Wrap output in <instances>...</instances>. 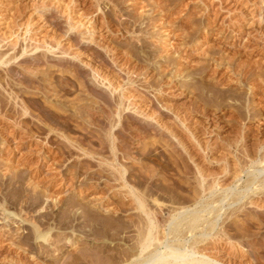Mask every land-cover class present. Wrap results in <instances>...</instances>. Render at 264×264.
<instances>
[{
	"label": "rangeland",
	"instance_id": "rangeland-1",
	"mask_svg": "<svg viewBox=\"0 0 264 264\" xmlns=\"http://www.w3.org/2000/svg\"><path fill=\"white\" fill-rule=\"evenodd\" d=\"M62 1L0 0V52L12 59L0 65V264H113L135 247L142 218L127 183L163 220L171 202L196 198L177 221L192 209L220 215L215 231L206 224L187 243L225 228L234 248L208 241L205 254L264 262V191L246 190L264 179V0ZM205 81L227 93L224 103L200 98ZM161 125L186 147L189 170L164 149ZM132 126L146 128L147 142ZM201 175L216 187L200 199ZM236 232L255 236L258 252Z\"/></svg>",
	"mask_w": 264,
	"mask_h": 264
},
{
	"label": "bare ground",
	"instance_id": "bare-ground-1",
	"mask_svg": "<svg viewBox=\"0 0 264 264\" xmlns=\"http://www.w3.org/2000/svg\"><path fill=\"white\" fill-rule=\"evenodd\" d=\"M57 5H59V7L61 6L62 4V0H57ZM56 5V6H57ZM76 6L75 7H71V9H75L76 7H79V5L76 3L75 4ZM58 7V8H59ZM69 9V10H71ZM69 10H67L69 12ZM66 11H63L62 12V15H65L66 13H68ZM44 16V15H43ZM42 16V17H43ZM69 16V19L68 20H71L72 21V18H73V14L70 13ZM46 17V16H45ZM83 25L81 23H75L72 27L73 29H79L81 28ZM89 28V27H88ZM93 28V27H91ZM91 30V29H90ZM29 32V31H27ZM1 48V47H0ZM17 46L16 45H12V50H16ZM39 48H36L34 49L33 51H38ZM46 53L43 54L44 57L47 56V53H53V51H51L50 48L46 49ZM26 53H28L27 49H23V52H22V56L25 55ZM8 58V59H6ZM38 60V59H37ZM12 59H10L9 57H7V53H1L0 52V65H7L9 62H11ZM223 64V63H222ZM183 66V65H182ZM186 67V66H185ZM188 68V67H187ZM26 69V68H25ZM27 71H28V68H27ZM30 72V70L28 71ZM182 74V73H181ZM97 76V74H96ZM244 76V75H243ZM243 79V78H242ZM106 80V79H105ZM240 81V80H239ZM251 81V80H250ZM259 81V80H258ZM107 82V80H106ZM243 82V80H242ZM109 83V82H108ZM241 84V83H240ZM110 88H112V84L110 83L109 84ZM203 86V92L205 90L207 91H214V92H211L212 95L209 96L205 93H203L202 91L200 92V98H204L203 100L205 99H221V101H224L228 98L227 97V93L225 91H222L221 89H217V87L214 86V84H212L211 82H203L202 84ZM253 90V89H251ZM231 92V91H230ZM239 92V91H238ZM237 92V93H238ZM199 93V91H198ZM236 93V94H237ZM196 94V93H195ZM237 97V96H236ZM202 100V99H200ZM199 101V99H198ZM211 101V100H210ZM203 102V101H202ZM206 102V101H205ZM207 103V102H206ZM223 103H221L223 105ZM206 105V104H205ZM203 106V105H202ZM243 107H244V104H243ZM206 108V107H205ZM225 108H227L225 106ZM230 108V107H229ZM137 109V108H136ZM244 109V108H242ZM230 111V110H229ZM239 111V110H238ZM249 112V111H248ZM109 113V112H108ZM238 113H246V112H238ZM251 113V111L249 112ZM140 114V113H139ZM104 115L107 116L108 118L111 117V113L110 114H107V112H104ZM165 115V114H164ZM238 115V114H237ZM243 115V114H242ZM246 115V114H245ZM166 116V115H165ZM244 116V115H243ZM169 117V116H168ZM171 117V116H170ZM179 117V116H178ZM177 117V118H178ZM236 117V116H235ZM238 117V116H237ZM151 118V117H149ZM216 119V118H215ZM236 119V118H235ZM238 119V118H237ZM240 119H243V117H241ZM244 120V119H243ZM181 121V120H180ZM214 121V119H213ZM233 121V120H232ZM233 123V122H231ZM215 124V122H214ZM213 125V124H212ZM236 125V124H235ZM159 126V124H158ZM162 126V125H161ZM163 130L165 131V134L163 136V138L165 137V144H167L168 146L167 147H171V149L168 150V148L166 149L164 147V149L166 151H168L172 156L174 157H177L176 155L179 154L182 156L181 154V147L183 146V148H186L184 147V144L182 143H179L177 144V142H181V141H176L177 140V135L174 133V131L170 130V128L168 126H162ZM176 127V126H175ZM144 128V127H143ZM140 129L137 128V127H134L132 126V137L135 139V140H138L140 141V144H144V142H147L146 141V128H145V131H143L144 129ZM143 131V133L140 132ZM176 130V129H175ZM148 131V130H147ZM208 131V130H207ZM211 131V130H210ZM236 131V130H235ZM167 132V133H166ZM131 134V133H130ZM170 134V135H168ZM144 135V136H143ZM193 135V134H192ZM195 135V134H194ZM241 135V134H240ZM161 136V135H160ZM170 136V137H169ZM171 138V139H169ZM169 139V140H168ZM175 139V140H174ZM246 140V138H244ZM243 139V140H244ZM239 138L238 140H235V142L232 144H230V146L233 147H236V145L239 143ZM167 142V143H166ZM254 144V143H253ZM228 145V144H227ZM239 145V144H238ZM163 146V145H162ZM202 146V145H201ZM255 146V145H254ZM264 146V144H263ZM193 147V146H192ZM193 149V148H192ZM245 150V149H244ZM204 151V150H203ZM187 152V151H186ZM248 153V151H246ZM169 154V155H170ZM185 154V153H183ZM170 155V156H171ZM180 156V157H181ZM254 156V155H253ZM184 156H182L183 158ZM198 157V156H197ZM247 157L250 158L251 160V163L253 164H257V159H256V156L255 157H252V154L249 153V155H247ZM192 158V157H191ZM248 158V159H249ZM186 165L188 166V170L189 168H191V165L189 163V161L185 158H183ZM196 159V158H195ZM240 159V158H238ZM239 163L237 164L239 167L241 166V161L238 160ZM178 161V160H177ZM182 161V159H181ZM193 161V160H192ZM261 161V160H260ZM179 162V161H178ZM184 163V164H185ZM180 164V163H179ZM183 164V165H184ZM196 164V163H195ZM247 164V163H246ZM259 164H264V158L262 159V161L259 163ZM235 165V164H234ZM248 165V164H247ZM181 166V165H180ZM235 167V166H234ZM242 167V166H241ZM185 169V168H184ZM242 169V168H241ZM203 170V169H202ZM240 170V169H239ZM191 172V171H190ZM200 172V171H199ZM202 172V171H201ZM231 172V171H230ZM241 172H243V169L241 170ZM118 173V172H117ZM228 170H227V172ZM201 174V173H200ZM234 175V174H233ZM196 176V175H195ZM227 176V175H226ZM235 176V175H234ZM192 177V176H191ZM233 177V176H232ZM198 178V176H197ZM123 180H125L124 178H122ZM237 181H240L241 180V177H237L236 179ZM128 181V180H127ZM215 181V180H214ZM129 182V181H128ZM206 180L204 178V175H201V178H198V181H196V183L198 184V187H200V191H198L197 195L198 196H201L199 197L200 199L202 197H204L205 193L209 192V191H212L214 190V188L216 187V185L214 186H210V185H206L205 184ZM131 183V182H130ZM213 183V182H211ZM215 184V183H214ZM218 185V183H217ZM209 186V187H208ZM220 186V185H219ZM218 186V187H219ZM125 187H129V190H128V195L129 197L133 198V203H135V206L134 207L136 210L139 209L141 211V217L140 218L141 220H139V224H137L138 226L134 225L137 227V236L135 237L134 240H136L135 242V247L132 248V247H129L127 249H124V251L121 253V251L119 250V255L115 256V257H112L113 259L111 261H113L112 263L113 264H124L125 262L128 264L129 262H131V264H232L230 261L228 262L227 260L225 259H217V258H212L210 255H207L203 252V248H202V245L203 243L207 242V243H211V245H217V243H226L227 245H230V247L232 246L234 248V244H233V235L231 237V235L228 233L229 231L225 228L224 230H221V231H217L216 233H214L213 235L212 234H202V236L200 238H195V240L193 242H191L190 244L187 243V240L190 236H194L196 235L197 233H200V229L201 227L204 228V226L206 224L210 225L211 226V230L210 231H215L216 230V227H217V223L219 221V218H220V215L216 217H214L215 215H213L212 217H214L213 219L211 220H208L206 218L205 219V214L203 213L204 210H193L190 212L189 215L187 216H184V217H181V218H178V221L176 220V215L177 216H181L183 214H185L187 211L189 212L190 209H191V206L192 204H195V203H198L199 202V199H195V201H193L194 203H191L190 205L187 203V200L186 202L182 203L181 205L176 203V202H171V205H173V207H168L169 211H168V218H170L169 216H172L171 217V220H169L168 218L167 219H164L167 221V223L170 221V225H169V233H167V229L161 227L162 224H160V221L159 220H163V215L162 217H160L157 212L155 211L156 209L155 208H150V203H149V200H147L146 198V195L137 191L136 188L137 187H134V186H131V184H126ZM229 189H231V187H229ZM228 189V190H229ZM246 190H250V195L249 196H253V195H256V194H259L258 192H263L264 191V179L263 180H259L258 178H256V176H254V179L249 181L248 183V186H247V189ZM242 193H240L238 195V197L236 196L235 198H233V204L235 202H238V203H241L242 200H244L246 197H244L243 195H241ZM237 195V194H236ZM244 197V198H243ZM131 198V199H132ZM151 198V197H149ZM155 198V197H154ZM188 198V197H187ZM186 198V199H187ZM227 198V197H226ZM249 198V197H248ZM179 199V198H178ZM159 200V199H158ZM157 199H154V205L157 207V206H160V203ZM184 201V199H183ZM191 201V202H192ZM214 201V200H213ZM182 202V201H181ZM180 202V203H181ZM216 202V201H214ZM152 203V201H151ZM170 203V202H168ZM162 204V203H161ZM164 204V203H163ZM214 204V203H213ZM177 205H179L180 207H178ZM248 204H241L239 206H237L236 208L232 209V211L230 213L227 214V219L228 218H231L233 216H240V214H243L244 213V208L247 206ZM134 206V205H133ZM162 206V205H161ZM175 206V207H174ZM178 208H177V207ZM167 208V207H166ZM3 209V208H2ZM137 210V211H139ZM140 211H139V216H140ZM7 212V211H6ZM215 212V211H214ZM218 212V211H217ZM212 212H210L209 214L211 215ZM215 214H218V213H215ZM220 214V213H219ZM226 214V213H225ZM13 215V214H12ZM11 216V214H10ZM158 217H160L161 219H159ZM5 219V218H4ZM163 220V222H164ZM132 222V221H131ZM138 222V220L136 221ZM135 222V223H136ZM168 224H166L167 226ZM209 228V227H208ZM223 228V227H222ZM37 229V228H36ZM36 231V230H35ZM204 233V231H203ZM238 234L239 237L242 238V242H239L242 247H244L246 244H251V245H254L255 248H253V251L255 249H257L256 247V242L255 240L252 241L253 243L255 242V244H253L251 242V237H255V236H251L250 233L249 234H246V232H236ZM213 236V237H212ZM211 237V238H210ZM237 237V235H236ZM235 237V238H236ZM11 238V237H10ZM10 238H8L7 240L8 241H12L10 240ZM38 238V237H37ZM39 238H42L45 242H49V236L45 235V234H39ZM137 238V239H136ZM240 238V239H241ZM235 240V239H234ZM209 241V242H208ZM251 242V243H250ZM11 243V242H10ZM206 243V244H207ZM8 244V243H7ZM14 244V243H13ZM17 245V244H16ZM134 246V245H133ZM240 246V245H239ZM248 246V245H247ZM204 247V246H203ZM229 247V248H230ZM238 248V247H237ZM250 248V247H249ZM239 249H241L239 247ZM239 249H236L238 250L237 252H241ZM232 250V249H231ZM259 250V249H258ZM257 251V250H255ZM258 252V251H257ZM120 255L122 257H120ZM111 259V258H110ZM136 259V260H135ZM262 259V258H260ZM258 259L257 262L258 264H264V262L262 260ZM135 260L136 263H133L132 261ZM130 264V263H129Z\"/></svg>",
	"mask_w": 264,
	"mask_h": 264
}]
</instances>
